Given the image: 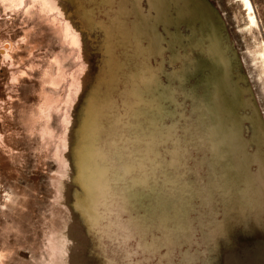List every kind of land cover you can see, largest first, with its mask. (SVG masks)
Masks as SVG:
<instances>
[{"label":"rangeland","instance_id":"obj_1","mask_svg":"<svg viewBox=\"0 0 264 264\" xmlns=\"http://www.w3.org/2000/svg\"><path fill=\"white\" fill-rule=\"evenodd\" d=\"M0 0V264H264V0Z\"/></svg>","mask_w":264,"mask_h":264},{"label":"bare ground","instance_id":"obj_2","mask_svg":"<svg viewBox=\"0 0 264 264\" xmlns=\"http://www.w3.org/2000/svg\"><path fill=\"white\" fill-rule=\"evenodd\" d=\"M241 1H242V4L245 7V10H247V15H248V17L250 19L251 25H253V24L255 25L256 22H255V17L253 15V9H252V5H251L250 0H241ZM262 51H263L262 55H264V48H263Z\"/></svg>","mask_w":264,"mask_h":264}]
</instances>
